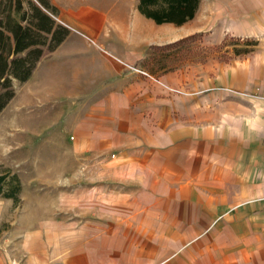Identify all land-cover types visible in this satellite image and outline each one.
I'll list each match as a JSON object with an SVG mask.
<instances>
[{
    "label": "crops",
    "instance_id": "0c3cea01",
    "mask_svg": "<svg viewBox=\"0 0 264 264\" xmlns=\"http://www.w3.org/2000/svg\"><path fill=\"white\" fill-rule=\"evenodd\" d=\"M50 2L69 34L18 81L0 127L57 155L52 213L17 239L0 231V264H264V35L211 78L150 74V46L202 29V0L181 25L138 0ZM250 13L237 34H264V8L254 27Z\"/></svg>",
    "mask_w": 264,
    "mask_h": 264
},
{
    "label": "rangeland",
    "instance_id": "374dc122",
    "mask_svg": "<svg viewBox=\"0 0 264 264\" xmlns=\"http://www.w3.org/2000/svg\"><path fill=\"white\" fill-rule=\"evenodd\" d=\"M259 7L264 8V0H202L198 18L203 21L202 29L189 34L193 36L177 47L176 56L165 58L166 64L188 69L203 65L204 76L211 78L215 64L227 65L242 60L245 55L235 56L233 50L254 48L245 45L244 40L260 41V36L264 34L261 35L256 28L250 35H238L237 27L243 25L244 14L250 13L249 10L252 12V27L254 23L259 25L260 15L255 16L257 13H254ZM162 55L156 52L148 57L144 64L146 70L151 66L155 68V61ZM13 87L16 90L19 88L18 81L13 80ZM6 109L0 115V126ZM1 132L0 127V175L5 176L0 185V231H9L17 239V234L31 226L30 221L36 215L52 213L54 196L51 181L45 179L51 177L47 172L50 173L49 169L57 166L59 160L48 144H26L21 142L20 136L7 141ZM12 174L17 177L16 181L12 180ZM17 184V199L6 197L5 194Z\"/></svg>",
    "mask_w": 264,
    "mask_h": 264
},
{
    "label": "trees",
    "instance_id": "16d2710c",
    "mask_svg": "<svg viewBox=\"0 0 264 264\" xmlns=\"http://www.w3.org/2000/svg\"><path fill=\"white\" fill-rule=\"evenodd\" d=\"M199 1L138 0L137 9L156 24L181 25L194 17ZM57 17V8L50 0H0V112L15 95L13 80L26 81L38 61L53 51L69 34V29L58 22ZM191 36L150 46L139 61L140 66L144 67L148 57L161 52L162 58L157 59L155 68L151 66L148 72L156 74L176 69V66H168L165 58L176 56L177 47L182 46ZM244 44L252 47L257 41L245 39ZM251 49H235L233 53L235 56L243 55ZM11 178L17 180L14 174ZM4 179L5 176L0 175V185ZM18 190L17 184L5 196L17 199Z\"/></svg>",
    "mask_w": 264,
    "mask_h": 264
},
{
    "label": "built area",
    "instance_id": "2783aa9c",
    "mask_svg": "<svg viewBox=\"0 0 264 264\" xmlns=\"http://www.w3.org/2000/svg\"><path fill=\"white\" fill-rule=\"evenodd\" d=\"M61 24H63V22L61 21V20H58ZM63 25H65V24H63ZM66 26V25H65ZM67 27V26H66ZM89 40L90 41H92L90 38H89ZM138 71H140V72H142V73H144V74H146V72H144V71H141V70H138Z\"/></svg>",
    "mask_w": 264,
    "mask_h": 264
}]
</instances>
